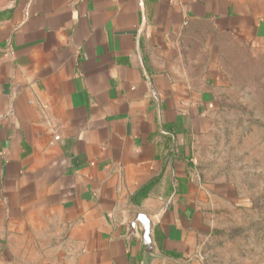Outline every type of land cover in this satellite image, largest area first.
Masks as SVG:
<instances>
[{
	"label": "crops",
	"instance_id": "0c3cea01",
	"mask_svg": "<svg viewBox=\"0 0 264 264\" xmlns=\"http://www.w3.org/2000/svg\"><path fill=\"white\" fill-rule=\"evenodd\" d=\"M227 41L264 52V0L0 9V264H144L131 211L151 217L169 258L152 264H196L201 202L235 191L192 165L221 106Z\"/></svg>",
	"mask_w": 264,
	"mask_h": 264
},
{
	"label": "rangeland",
	"instance_id": "374dc122",
	"mask_svg": "<svg viewBox=\"0 0 264 264\" xmlns=\"http://www.w3.org/2000/svg\"><path fill=\"white\" fill-rule=\"evenodd\" d=\"M15 0H0V9ZM220 64V109L198 136L192 165L203 182L234 187L232 200L205 198L193 261L196 264H264V52L232 41ZM40 264L45 256L38 254Z\"/></svg>",
	"mask_w": 264,
	"mask_h": 264
},
{
	"label": "water",
	"instance_id": "95a60500",
	"mask_svg": "<svg viewBox=\"0 0 264 264\" xmlns=\"http://www.w3.org/2000/svg\"><path fill=\"white\" fill-rule=\"evenodd\" d=\"M126 238L131 243L134 238H139L144 247V264H152L155 260H167L168 257L158 252L154 239L155 225L151 217L143 212L131 211L126 223Z\"/></svg>",
	"mask_w": 264,
	"mask_h": 264
},
{
	"label": "trees",
	"instance_id": "16d2710c",
	"mask_svg": "<svg viewBox=\"0 0 264 264\" xmlns=\"http://www.w3.org/2000/svg\"><path fill=\"white\" fill-rule=\"evenodd\" d=\"M160 177L155 178L154 180L150 181L148 184L142 186L137 192L133 195L131 201L135 205H140L150 194L153 187L159 182ZM173 256V254H168Z\"/></svg>",
	"mask_w": 264,
	"mask_h": 264
},
{
	"label": "built area",
	"instance_id": "2783aa9c",
	"mask_svg": "<svg viewBox=\"0 0 264 264\" xmlns=\"http://www.w3.org/2000/svg\"><path fill=\"white\" fill-rule=\"evenodd\" d=\"M4 119V115L0 113V123ZM56 140H59V137L56 138Z\"/></svg>",
	"mask_w": 264,
	"mask_h": 264
}]
</instances>
